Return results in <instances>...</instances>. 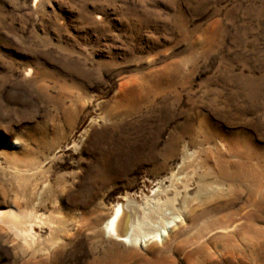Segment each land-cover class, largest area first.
Masks as SVG:
<instances>
[{
  "label": "rangeland",
  "instance_id": "374dc122",
  "mask_svg": "<svg viewBox=\"0 0 264 264\" xmlns=\"http://www.w3.org/2000/svg\"><path fill=\"white\" fill-rule=\"evenodd\" d=\"M9 210L0 264H264V0H0Z\"/></svg>",
  "mask_w": 264,
  "mask_h": 264
},
{
  "label": "bare ground",
  "instance_id": "6f19581e",
  "mask_svg": "<svg viewBox=\"0 0 264 264\" xmlns=\"http://www.w3.org/2000/svg\"><path fill=\"white\" fill-rule=\"evenodd\" d=\"M138 219L129 206L117 205L114 213L104 225L105 234L120 243L124 248L133 249L137 246L146 247V243L150 240L161 241L168 235L167 232L171 228L169 225L171 222H169L155 233L140 234L141 222L139 223ZM42 220L32 212L0 211V224L8 226L24 242H34L36 240L34 228L42 225L44 223Z\"/></svg>",
  "mask_w": 264,
  "mask_h": 264
}]
</instances>
